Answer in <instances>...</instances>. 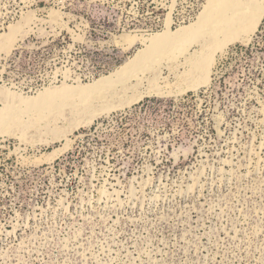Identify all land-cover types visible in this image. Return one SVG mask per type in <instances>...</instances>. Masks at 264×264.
Instances as JSON below:
<instances>
[{"label":"rangeland","instance_id":"obj_1","mask_svg":"<svg viewBox=\"0 0 264 264\" xmlns=\"http://www.w3.org/2000/svg\"><path fill=\"white\" fill-rule=\"evenodd\" d=\"M207 1L0 0V112L114 71ZM235 41L164 55L140 88L162 93L93 120L9 124L0 264H264V16Z\"/></svg>","mask_w":264,"mask_h":264},{"label":"bare ground","instance_id":"obj_2","mask_svg":"<svg viewBox=\"0 0 264 264\" xmlns=\"http://www.w3.org/2000/svg\"><path fill=\"white\" fill-rule=\"evenodd\" d=\"M263 16L264 0H208L194 22L172 29L168 21L165 30L147 37L144 40L145 46L136 50L114 71L88 83L56 88L50 94H41L30 101L21 102L15 109L2 110L0 134L10 132L11 123L23 126L27 123L32 125L36 121L43 122L59 112L62 114L67 107L70 114L90 111L89 118L92 119L110 108L114 109V106L107 104L108 100L114 102L119 97L131 95L128 98L130 103L132 100L138 101L144 94L162 93L153 85L149 90L142 91L140 88L153 79L150 71L164 55L172 59L183 57L188 64L198 62L210 47L219 48L226 42L250 36ZM193 47L195 49L191 51Z\"/></svg>","mask_w":264,"mask_h":264}]
</instances>
